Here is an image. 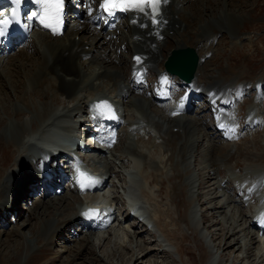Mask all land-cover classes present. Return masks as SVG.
<instances>
[{
    "label": "bare ground",
    "instance_id": "6f19581e",
    "mask_svg": "<svg viewBox=\"0 0 264 264\" xmlns=\"http://www.w3.org/2000/svg\"><path fill=\"white\" fill-rule=\"evenodd\" d=\"M185 1L186 0H171L172 4L167 8V12H165L166 29L163 33L162 41L158 42L155 47L146 43L143 49V52L147 55V62L157 65L159 71L163 70V63L169 55V52L167 55L163 54L164 49L167 48L169 43H175V47L172 49L188 47L180 43L182 42V37L185 36L184 34L190 32L189 30L192 25L195 24V20L198 18L202 19L203 15L199 14V10L195 7L190 5L184 7L183 3ZM210 1L201 0L200 3L205 4V2H207L208 6H212ZM225 5L226 3L224 7ZM211 10H213V8H210L207 12L209 13L208 17L212 19L198 22L201 23L202 26L198 28L199 30L197 29L198 32H195V42L197 40L200 44H203V46L206 44L204 47L205 49L211 40L213 42L212 38L218 36L219 33L225 30L228 31V25L231 22L227 20V16L223 9H221L218 16ZM205 17L207 16L205 15ZM217 22H221V24L219 25ZM204 26L207 28L201 31ZM196 27L195 24V29ZM210 27L212 28L209 29ZM220 27H222V31ZM127 30L129 31V28H127ZM194 30L192 33H194ZM214 30L216 31L211 32ZM94 32L95 31L89 26L84 25L81 27H72L71 33L66 35V37L64 35V39H62L63 37L51 39L46 35H38L31 41L30 48L15 54L6 61L3 60V63L6 62L7 64L4 67H0V115H7V113L9 115L13 112L15 117V119H13L14 121H7L5 124H3L2 120L0 121V123H2L0 124V127L2 126L0 129V159L1 161H8L10 159V163L0 164V220L7 221L6 219L9 216L17 218L13 226L12 223L7 222L4 227L1 228L5 229L6 226H11L12 229L15 227L16 230L20 231L32 229L31 231L34 233L36 224L31 225L29 214L36 215L37 213L38 220L36 217V221L38 222L41 220L39 224L54 225L52 228L47 226V232L51 233L52 240L47 235V232H45L48 239H50V246L56 242V238H64L65 231H67L66 234H71L68 230L81 222L82 218L79 214V207L77 206L81 201L76 197L74 192H69L64 196L54 198L50 195L52 194V190H50L47 199H43L42 201L37 200L31 208L26 209V212L23 210L21 211L18 205V198L21 192L17 190V185L27 179L28 173H32L33 175L37 173L41 159L46 155L45 150L41 148L39 142L47 139L45 138V133L53 127L60 130H68L70 126L67 127L62 124L61 119L75 118V116L78 117V114L84 115L89 106L87 99L91 98L92 101V99L96 97L103 96H95L97 93L93 94L94 91L99 93L114 92L117 89V83L123 82L128 87V93L129 91L132 93L136 92L130 85L128 64L127 69H125L127 60L124 54L116 55V51L119 49L121 43H123L125 49L129 51L128 44H126L128 39L124 32L122 30L121 33L114 31L113 38L108 41L109 43L107 42L108 45L110 44L109 47L107 45V48L110 49L111 55L114 54V63H110L111 57L107 59L109 50L106 48V39L104 40L102 37L104 35L99 31L95 32L97 34L93 36V34H95ZM142 33L145 41H150V43L153 42L154 38L152 36L148 38L149 32L147 30ZM171 33L178 34L179 36L181 35V37L175 38L172 36L170 38ZM91 36L93 37L91 38ZM76 37H78L77 40L75 39ZM88 37L91 39L89 40ZM232 38L233 43L231 42V48L233 47L232 45L237 48L244 42H241L237 38V35H233ZM61 39L62 41H60ZM172 40H178L179 44ZM222 42L223 40L221 44ZM85 46L89 47L87 51L84 50ZM111 47H113V50ZM99 48L103 55H100V51L97 50ZM91 52L92 59L84 60L85 55ZM93 52H96L95 55ZM160 52L163 55L162 60H160ZM209 52L212 51L206 49L205 53L208 54ZM217 54H219V49H216V51L212 53L214 56H212L210 61H212ZM95 61L96 64L93 65ZM229 67V72H222L221 76L211 78V81L208 80L209 78L203 77L205 76L204 74L199 79V85L193 86L191 89H194V92L201 96H207L208 93H205L200 86H203L206 91L212 89L213 92L217 93L223 89L229 90V102L227 100L216 102V105L220 103L218 106H221V110H224L225 107L227 108L232 105V103L237 102L236 94L238 91H258L260 88L264 87V75H262V77H256L255 80H251L254 77L244 74L242 70L239 71L236 67ZM198 73L199 69L195 78ZM252 85H254L253 89H251ZM190 93L191 91H187V94ZM48 96L50 97L47 99L49 101L44 102L43 99H46ZM117 96L121 97L125 96V94L120 93ZM60 97L64 100L60 99ZM260 100L261 99L256 96V99L250 103L252 101L251 96V98L245 99L244 103H237V107L239 108L238 111L236 109L231 111L233 115H235V123L240 122L242 124L240 126L252 135L251 139L245 136L233 137V135L229 139V141L233 142L231 144H226L219 140H217L216 143L209 141V139L211 140L212 133L205 134L207 127L205 118L198 117L196 119H187L185 116L175 118L176 116L173 117L169 115L170 111L168 110H166V113L164 109L158 110L157 107L159 106L156 107L151 100L143 96L137 98L133 103L130 101L123 103L125 111L126 109L130 110L131 107L139 108L142 112L145 110V113L142 114V119L146 124L150 123L154 127V130L158 132L157 138L162 140L163 144L161 147L163 150L161 152L154 150L149 153L141 150L140 145L149 143V141L146 142L144 137L146 135L139 134L138 128H132L129 134L126 132H123L122 135L120 134V139L122 137L124 143L131 136V142H126L128 144L123 145L124 153L119 155L118 160L120 161V168L126 166L125 164L129 160L128 156L142 159V173L145 177V184L152 188L156 186L152 193L146 189H143L141 192V195L145 199V203L151 209L149 212L153 217L152 224L161 232L164 239L166 238L165 241L167 240V243L173 242L178 245L177 250L180 256H183L185 253L184 243L186 242V235L182 233V224L190 220L188 217L194 213L191 207L194 206L193 204L197 202L199 196H201V206L210 205L209 210L211 212L209 216L215 217L216 215H220L223 219H221V222L224 221L225 225H227L226 234H224V236L222 235L224 247L226 246V249L231 248L228 242H226L227 238L235 235H242V246L244 247L246 257L251 256V246L256 245L257 247L255 250L257 251L256 257L258 261L255 264H264V238L259 236V229L255 225V222L252 221L250 216L247 217L244 211L252 207L255 210L257 207L262 208L264 206V148L260 150V152H255V150H258L257 148H259V145L260 147L263 146L262 143L260 144L259 141H257L260 133L264 132V110H260L258 107ZM248 103H250V108L254 111L255 117L259 120L257 124H255L257 121L254 119L255 117L253 118L254 120L251 119L249 122L245 121L246 112H244V116L240 115L242 108ZM26 110L30 113L31 118L28 116L29 114L26 113ZM150 112L157 114L161 122L155 121L147 116ZM22 115L28 116L30 118L29 121L24 119V117L21 119ZM240 116L243 117L242 120ZM228 117L233 119L230 112H228ZM27 123L30 127H28L30 134L25 128ZM194 128L199 129L202 138L200 139L197 133L196 139L191 142L194 137ZM173 130L175 133H173ZM207 131L210 132V130ZM143 133L148 134L145 127L143 128ZM212 135L216 137V133ZM262 142H264V139ZM203 144H206L204 153L206 156H209L208 162H210L207 165L209 168L208 170L206 169L208 172L205 171V168L198 170L199 172L196 173L195 177L189 169L190 162L197 154H200L199 150ZM151 146H153V143ZM115 149H117V147ZM2 153L4 154L1 155ZM111 156L114 157V155ZM178 157L180 158V162L176 161ZM177 162L181 165L184 164L183 170L178 168ZM150 163L161 165V170L158 171L154 169L148 171L147 169ZM106 165L109 167L108 172L110 178L116 176V178L120 179L119 172L111 167V163L107 162ZM236 169H239V171L237 172ZM170 171L171 173L169 174ZM203 175L210 177L209 179L211 182L209 181L208 183L213 187L215 186L214 192L210 193V191L213 190L212 188L208 191L206 196L199 194V187L197 186V180ZM256 176L259 178V184L255 188L253 194L246 195L248 198V206L240 202V200L237 201L236 193L233 192L235 189L232 184L236 183V185L243 188L246 184L253 183ZM166 182L169 183V187H164ZM107 185H109V181H107ZM210 185L209 187H211ZM229 191H232L233 194H230ZM220 192H223V195H220L219 198L222 199L225 197V194H228L227 198L223 199V201L216 202L217 200L215 201L213 194L215 195L217 193V198ZM163 193H165V195ZM161 194L165 197L162 198ZM118 204L119 202L117 205ZM229 207H231V209L227 210ZM182 208L184 212L181 214L180 209ZM174 211L175 216L172 215ZM248 213L251 214V210H248ZM207 215L205 210L201 213L204 223L210 220ZM126 223L127 227L136 229L137 232L135 233L139 234V237L144 233H151L143 223L130 217H125L124 225H119V227H123L124 233V226ZM46 225H44V227H46ZM259 226V228H264L263 220L260 221ZM3 232L4 231H0V233ZM77 232L80 231L78 230ZM118 233L119 232H117L112 242L114 246L118 245V240L121 239ZM19 234L18 236L30 239L26 231ZM35 235H37V232ZM106 235L109 236V233H106ZM99 236L101 238H99ZM133 236L135 237V235H132V237ZM257 236H259L260 239H257ZM93 237H96V235H89L86 237L84 236V238H74V240H71L77 244L75 247L76 252L73 257L78 254L80 255L83 250H87V247H90V241ZM213 238L215 241L219 240V237L215 234ZM37 239L39 238H36L35 241ZM245 239H248V243ZM104 241H106L105 234L98 235L97 242L93 244H96L97 247H101ZM140 244H142V242H140ZM21 246L22 242L19 240L16 241L14 247ZM121 247L122 246L119 244L117 249ZM123 248L128 250L126 247ZM135 248H139L137 241L135 242ZM240 248L242 247L239 246V249ZM42 249L39 250L41 251L39 255L33 252L27 253L23 264H40L38 260L43 257ZM226 249H224V251ZM140 253H143V257L141 258H146L149 255L146 249H143V251L141 250ZM50 254L51 253H49V256ZM52 256L54 258L43 257V259L50 263L53 261L57 262L61 258L60 254L56 255L54 253ZM80 256L75 257L80 258ZM204 257L205 254L202 260ZM1 261H4V258H2ZM139 264H141V262Z\"/></svg>",
    "mask_w": 264,
    "mask_h": 264
},
{
    "label": "rangeland",
    "instance_id": "374dc122",
    "mask_svg": "<svg viewBox=\"0 0 264 264\" xmlns=\"http://www.w3.org/2000/svg\"><path fill=\"white\" fill-rule=\"evenodd\" d=\"M208 1H210V0H208ZM210 2H211L212 6H208L209 8L207 7V5H208L207 2H205L206 5L204 3L203 4L199 3L198 7H195L197 10H199V14L203 15L202 19L198 18L197 20L194 21V23L197 26L196 29H195V24L192 25L191 29L189 30L190 32L188 34H184L185 36L182 37L183 39H182V42H180L181 44L187 45L188 47H196V45H202L203 46V44H200L197 40L195 42V38H196L195 32H198L197 31L198 27L202 26L201 23H198V22H204L206 19H208V20L212 19L211 17H208L209 13L207 12V11H209L210 8L211 9L213 8V10H211V11H214L217 16L219 15V12H221V9H223L225 15L227 16V20L231 21V22L228 25V31L225 30L222 33H219V34H221V36L219 38H221L223 40L222 44L219 46L220 48L219 47L217 48V49H219V54H217L212 61H210V59L214 55H212L211 57L209 56V58H207V62H205L204 64H201L199 66V73L197 76L199 77L200 73L203 71L201 76H203L205 74V76H203V77L209 78L208 80L211 81V78H217L218 76H221L222 72H229L230 71L229 66H233V67H236V69L239 71L242 70L244 72V74H247L248 76L254 77L251 80H255V78L259 77V76L262 77V75H264V0H223V1L211 0ZM193 3L196 4L197 2L194 1ZM223 3L224 4L226 3L225 7L227 6V9L223 8L224 7ZM204 12H206V14H204ZM205 15L208 18L205 17ZM234 18H235V20H234ZM235 22L237 23V25ZM217 24L220 25L221 22L220 23L217 22ZM205 28H207V27L204 26L201 29V31H203ZM211 28L212 27H210L209 29H211ZM221 28L222 27H220V30H221ZM193 30H194V33H192ZM215 31L216 30L211 31V32H215ZM225 33H229V34H225ZM96 34L97 33L93 34V36ZM233 35H237V38L241 42L247 41L249 39L240 38L239 35L241 37L247 36L250 38L251 44H248L242 48L240 46L235 48L234 45H232L234 48L233 47L231 48V41H232ZM93 36H91V38ZM172 36L175 38L181 37V35L179 36L178 34H175V33H171L170 38ZM172 41H176V43L179 44L178 40H172ZM108 43L106 44V48H107ZM205 45L206 44H204L203 47H205ZM109 46H110V44L108 45V47ZM173 47H175V43H169L167 48L164 49L163 54L167 55L169 50H171ZM111 48L113 50V47H111ZM206 49L203 53L204 56L207 55V53H205ZM97 50L100 51V48ZM107 50H109L107 59L111 57L110 63H114L113 62L114 54L111 55L110 49L107 48ZM101 54H102V52L100 51V55ZM200 54H202V53H200ZM229 56H230V58H229ZM162 59H163V55L160 52V60H162ZM117 61H119V60H117ZM105 62H107V61H105ZM226 64H227V66H226ZM205 66H206V69H205ZM125 67H126L125 69H127V62H126ZM106 68H108V67H106ZM217 73H218V75H217ZM214 75H216V76H214ZM262 96H264V91H263V93H261V97ZM49 98L50 97L48 96V97H46V99H43V101L44 102L49 101V100H47ZM34 99H36V98H34ZM60 99H62V98L60 97ZM62 100H64V99H62ZM36 103H37V101H36ZM56 106H57V104H56ZM17 108H18V106H17ZM11 113L9 115H8V113H7V115L1 114L0 115L1 116L0 121L2 120L3 124H5V122H7V121L8 122L14 121L13 120V119H15L14 113L13 112H11ZM26 113L29 114L28 116L30 117V113L27 112V110H26ZM11 115H13V116H11ZM28 116L22 115L21 119L24 117V119L29 121V119L31 117L29 118ZM129 118H133V117L131 115H129L127 120H129ZM28 123L25 127L27 131H28V127H29ZM0 124H2V123H0ZM206 124H207V122H206ZM1 127H0V129H1ZM151 130H152V132L150 133V138L148 136L149 143L146 144V147L144 148L147 150L152 147L151 145H152V143L154 144V140L157 141V139L156 138L154 139V136H153V133L156 136V132L153 131L154 130L153 128ZM174 130H173V133H175ZM207 130H209L208 124L206 127V133L205 134H207V133L211 134L212 133L209 131L207 132ZM140 132H142V131L140 130ZM28 133H29V131H28ZM202 134H204V133H202ZM211 136H212L211 140L209 139V141H213L216 143L217 138L214 137L212 134H211ZM195 137H196V135L194 136V138ZM263 137H264V132L260 133V135L258 136L259 139L257 140V141H259L260 144L262 143L263 146H261L262 147L261 148L259 145V148H257L258 150L257 151L255 150V152H260V150H262L264 148V142H262V140L264 139ZM194 138L191 140V142L194 140ZM201 138L202 137H200V139ZM158 143H159V141L155 143L156 146L151 148L152 152L154 150H157V152H161L163 150V148ZM207 144H208V141H207ZM205 146L206 145H204L203 147L200 148V151H202V153H203V148ZM122 153H123V149L116 151V155H119ZM3 154L4 153H2L1 155H3ZM5 154H6V152H5ZM198 155L199 154H197V156ZM156 159H159V158H156ZM208 159H209V156H206V154L204 153L203 155L198 156L195 161L194 160L191 161L190 169L193 171L194 176L196 175L197 172H199L198 171L199 169L205 168V171L208 170L209 166H207V165L210 162V161L208 162ZM179 160H180V158L178 157L176 161L180 162ZM139 161L141 162V165H142V159ZM7 162L10 163V159L8 161L7 160L1 161V159H0L1 165L5 164V163L7 164ZM119 162H120L119 160H116L117 165L119 164ZM179 164L180 163H178V168L183 170L184 164H182V165L181 164L179 165ZM139 169H141V168H137V171H136L137 175L136 176L139 179V181L143 184L144 188L148 189L144 183L142 172ZM154 169H157L158 171L161 170V165H159L157 163L156 164L150 163L148 170L151 171ZM236 171L238 172L239 169H236ZM170 173H171V171L169 172V174ZM207 175H203L202 177H200L198 179V182H197V186L199 187V194L205 195V196L208 194V191L210 189L213 188V190H211L210 193L214 192V190H215L214 189L215 186L213 187L212 185H210V183H208L210 181V179H209L210 177H208L209 175L208 176ZM202 182H204V183H202ZM209 185L211 187H209ZM169 186H170L169 183L166 182L164 187H169ZM231 192L232 191H229L230 194H231ZM163 194L165 195V193H163ZM163 194H161L162 198L165 197V196H163ZM216 194L215 195L213 194L215 201L217 200L216 202H220L221 200H223L224 197L222 199L219 198V195H221V192L219 193V195H217V198H216ZM200 197L201 196H199V200L193 204L194 206L191 207V209L194 211V213L188 217V219H190V220H188L187 222H184V224H182V226H183L182 227V233L186 235V242L184 243L185 253L183 256L179 255V252L177 250L178 245H176L173 242L167 243L166 242L167 240L165 241L166 238L164 239V236L160 233V231L157 230V228L153 227V229H152L151 227H148V229L151 231V233H144L143 235H141V237H139V234L135 233L137 231H136V229H133V228H131L132 232H127V233L126 232L124 233L123 230H121L122 231V233H121V231L116 229L117 231L116 230L112 231L109 236L105 237L106 241H104L102 243L101 247H97L96 244H93L94 240L92 242V238H91L90 247H92V248H90L88 246L87 250H83L81 252V254H80L81 256L79 254L75 255V256H80V258L75 257V256L73 257V255L76 252L75 247L77 246V244L75 242L71 241L74 239L70 238V234H68V233L66 234L67 231H65L64 236L62 235L65 239L62 237L56 238L55 239L56 242L53 243L52 246H50V241H49L50 239H48V236L50 238L52 236H51L50 232H47V226L52 228L54 225L39 224L41 220L38 222L36 221V217L38 220V214L36 213V215L29 214V219L31 221V225L36 224V230L34 229V233H32V231H31L32 229L25 230L26 233L28 234V236L30 237V239H28L27 237L25 238L22 236H18V235H20L19 233L22 234L25 231L16 230L15 227L12 229L11 226H6V227H9V229L3 230L4 232L0 233V264H23L25 261L24 258H25L27 253L33 252V253H36V255H39V254H41V251H39V250L42 248H43L42 249L43 257H45V258L51 257L52 258L53 257L52 255H54V253H55L56 255L60 254L61 258L57 261L58 263L55 261L49 263L48 261H45L43 259V257L41 256L42 258L41 259L39 258V260H38V262L40 264H139L140 262H141V264H252V263L255 264V263H257V261H258V258L256 257L257 251L255 250L257 246L252 245L251 246V248H252L251 249L252 250L251 256L246 257V255L244 253V247L242 246L243 245V240H242L243 236L242 235H235V236L227 238L226 242H228V244L231 248L226 249V246L224 247L223 236H224V234H226L227 225H225L224 221L221 222L223 220L222 216H220V215H216L215 217L209 216V214L211 212L209 210L210 205L208 204V205H205L204 207L201 206L200 204L202 203V197L201 198ZM226 198H227V196H226ZM236 200L238 201L237 196H236ZM231 207L227 208V210H230ZM170 208H172V207H170ZM203 209L207 212V214H208L207 217L211 220V221L209 220V222L207 221V223H204L202 221L203 220L202 217L200 216L201 212H203ZM180 212L182 214L184 212V209L183 208L180 209ZM245 214H246V216L248 215L247 212ZM172 215L175 216V211L172 213ZM247 217H249V216H247ZM44 225H46V227H44ZM124 227L125 228L127 227V223ZM0 230L2 231V229H0ZM35 231L37 232V235H35V233H36ZM153 231H156L158 233L157 235H160L161 239L164 241V244L162 243V245L160 246L159 242H156L157 240L153 236ZM45 232H47L48 236L45 234ZM68 232H69V230H68ZM74 232L75 231L72 229L69 233H71V236H72ZM117 232L120 233V234L119 233L118 234H119V238H121L118 240L120 246H122L120 249H117V246H119V244L114 246L112 243ZM146 234H148V235H146ZM214 234L219 237L218 241L214 240V238H213ZM132 235H135V237L134 236L132 237ZM36 238H39V239H37L35 241ZM80 238H84V236L80 237ZM18 240L22 242V246L21 247H14V245L16 244V241H18ZM51 240H52V238H51ZM63 241H65V242H63ZM136 241H137V245H139L138 249L135 248V242ZM245 241L247 242L248 239H245ZM140 242H142V244H140ZM162 246H165V247H162ZM239 246L242 248L239 249ZM123 247H126L129 251L124 249ZM38 248H40V249H38ZM67 249H68V251H67ZM122 249H124V250H122ZM143 249H146L148 251L149 255L146 258H141V257H143V253H140V251L141 250L143 251ZM224 249H226V250L224 251ZM49 253H51L50 256H49ZM221 253H222V255H221ZM204 254H205V257L202 260V257ZM2 258H4V261H1Z\"/></svg>",
    "mask_w": 264,
    "mask_h": 264
},
{
    "label": "snow or ice",
    "instance_id": "6c2138e0",
    "mask_svg": "<svg viewBox=\"0 0 264 264\" xmlns=\"http://www.w3.org/2000/svg\"><path fill=\"white\" fill-rule=\"evenodd\" d=\"M43 11L40 14V22L47 28H50L54 33H57L60 25V12L62 9V0H39ZM14 3L19 8L22 0H14ZM162 3H167V0H103L101 8L112 14L113 9L121 11L136 10L145 14H150L153 23H157V17L160 15V7ZM36 14L33 13V16ZM17 10H13L11 19L5 17L0 19V35H3L8 26L16 20ZM139 62V57L136 58ZM167 81H163L166 83ZM100 115H111L112 107L107 101H103L94 106ZM183 107V100L180 102V108ZM177 113H173L175 115ZM79 180L81 189L91 187L97 181L95 178L89 176L87 173H79ZM96 210H90V214H95Z\"/></svg>",
    "mask_w": 264,
    "mask_h": 264
},
{
    "label": "water",
    "instance_id": "95a60500",
    "mask_svg": "<svg viewBox=\"0 0 264 264\" xmlns=\"http://www.w3.org/2000/svg\"><path fill=\"white\" fill-rule=\"evenodd\" d=\"M173 55L166 64V69L172 73L178 74L179 76H181V78L188 80V78L193 73L196 65V59L192 53V50H181L174 53ZM172 59L177 60L173 65H171Z\"/></svg>",
    "mask_w": 264,
    "mask_h": 264
}]
</instances>
